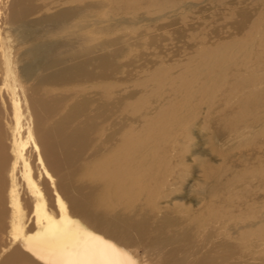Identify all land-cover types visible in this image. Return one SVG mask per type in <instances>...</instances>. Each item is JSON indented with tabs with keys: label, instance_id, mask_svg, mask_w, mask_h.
I'll use <instances>...</instances> for the list:
<instances>
[{
	"label": "bare ground",
	"instance_id": "1",
	"mask_svg": "<svg viewBox=\"0 0 264 264\" xmlns=\"http://www.w3.org/2000/svg\"><path fill=\"white\" fill-rule=\"evenodd\" d=\"M208 2L226 25L182 79L155 85L148 112L151 86L134 87L144 64H117L126 48L94 34L105 16L135 26L180 15L187 0H0V264H264V0ZM226 30L244 42L225 45ZM196 128L214 129L217 169L195 148ZM230 134L245 147L228 151ZM193 146L216 197L194 204L181 195L201 178L183 161ZM96 158L106 181L93 202L91 181H70Z\"/></svg>",
	"mask_w": 264,
	"mask_h": 264
},
{
	"label": "rangeland",
	"instance_id": "2",
	"mask_svg": "<svg viewBox=\"0 0 264 264\" xmlns=\"http://www.w3.org/2000/svg\"><path fill=\"white\" fill-rule=\"evenodd\" d=\"M187 1L189 2L190 7L188 9L181 10L182 12L180 13V15L178 13L177 16L158 17L154 19L153 22L149 23V22L144 21L143 23L139 25H135V26H132V24L129 23L130 21H126L125 24H121L119 21H117L118 20L117 17L109 19V18H106L105 16V24L101 25L102 28H105V31L103 33H100V32L98 33L97 31V34H94V35H98V37L101 35L100 40L105 41V43L107 41L117 40V43L121 44L113 48H110L109 51L115 50L120 47H124V49L126 48V54L123 57L119 54V56H117L116 59L114 60L117 64L122 63V62H131L133 60H135V62L133 61V63L136 66L144 64V68H146V71L144 73H140L137 76L138 81L134 85L136 89H143L145 85L151 86L150 92L148 91L145 94L147 96L144 98L145 102L142 104L143 105V107L141 108L142 111L151 112L152 110H154L153 104L151 105L150 103H146V101L150 100L151 98H156L158 90L155 87V85L167 83L168 87H172L174 83L178 82L177 80L182 79L181 76L183 75L181 71L188 67L189 62L196 57H199L201 55L204 56L207 49L212 47V46L206 47L204 45H198V44L202 42H211L212 44V42L216 41L215 40L216 27L220 25L222 26L228 21V17H225V15L222 12L221 14L220 13L218 14L216 11L217 8L216 9L212 8L209 5L208 0H187ZM251 12L252 14L254 13L253 14L254 16H256L253 21H256L259 14L257 15L256 12L254 11H251ZM95 17H97V19H102L103 15L99 14L98 16H95ZM173 21L176 23L172 25ZM150 28L151 30H149ZM229 36H230V33L228 32V30H226L225 33L221 36L227 42V44L225 45H228L229 42L230 43L238 42V44H240L241 42H244V38L242 39L235 38V39H232V42H231V40H229L230 38ZM150 38L155 39V44H154V41H152L154 46L148 47L147 44L149 43ZM251 38L252 37L250 36L248 39H251ZM224 39H222V41ZM105 47L107 48V46ZM140 52H143L146 54L145 60L148 59L149 62L147 63H144V61L138 62V59H136L135 57L137 54L139 55ZM260 62L261 61H259V64H261ZM149 69H151V71H148ZM118 77L120 76H115V78H118ZM108 84L111 86L113 90L118 89V86L115 80L113 81L110 80L108 82H105V100H107L106 92L108 91V88H107ZM76 87H79V86H70V85L65 86L63 92L66 94L73 92L74 88ZM87 90L89 89L87 88ZM58 91L60 90L58 89L54 90L55 93H58ZM54 92H51L49 94H52ZM145 95L141 94L138 96L136 100H128L125 103L126 105L133 106L135 103H138L137 101H140ZM242 95L243 94L241 93L236 97V99L234 98L232 104H234V101L237 102L240 99H242L243 98ZM115 96L116 95H113V97ZM90 97L93 98L96 96L91 94ZM203 97H207V95L204 94ZM245 97L246 96L244 94V98ZM213 99L214 97L209 96L207 100L212 101ZM92 108L94 109V107ZM201 114L202 115L199 116V120H203L205 118V115H204L205 112L203 109H202ZM57 116L58 115L55 114L54 116H52V118L43 122V125L41 124V128L44 127V129H46L51 123V121L58 118ZM245 116H248V115H245ZM212 123H213V120L211 124ZM194 132H195V136H193V139L195 143L194 144L195 148L196 149L201 148L204 150V152L209 153V155L205 154V156L202 158L204 159V161L209 162L212 168L217 169L218 166L217 164H215L217 163V159H218L217 156L220 153L222 154L223 150L221 149L220 144L218 147V144L214 142L215 141L214 129L208 128L207 131H198V129L196 128ZM104 135H105V132L102 131L101 132L102 139L105 138ZM234 138L235 137H232L231 134L228 135L226 138L227 145L225 148L229 147V149H227L228 151L229 150L236 151L238 150V147L240 145H242L240 148L245 147L244 144L246 142V139H240V138L234 139ZM213 144L214 145L216 144L218 152L213 151L212 149V146H214ZM92 148H93V145L89 148V151L86 154V157L89 156ZM189 149H192L193 151L191 153L190 152L186 153V157L188 159H185V158L183 159V161L185 160L186 171H189V170L194 171L192 173H195L196 175L199 174V177L201 178H199V181L197 182V186H195L194 184L193 188H191V184H193L192 181L195 182V180H193V177H189L187 179V182L184 183V185L181 188L182 197L186 199L188 203H193V204L196 203V200L199 197V195L200 197L208 196L209 199L210 198L215 199L216 198L214 197L215 192L214 190H208L209 186L207 187V190H203L202 188L204 184L202 183L203 175L202 173H198L195 171L194 167H197L198 164L192 161V159H195V158H192L193 157L192 153L194 152V146L189 147ZM89 161H90L89 163H87V161H83L79 164V166L77 167V173L75 174V176L72 177L70 182H74V184L78 185V183H80L83 180H85L86 183L91 181V185L95 188V190H97L94 192L92 196V200L94 202V200L99 196L100 190H104L103 188L104 185H101V184H103L106 181V175H105V172H103V174L98 173L99 164H100L99 159L96 158L92 161L91 160ZM101 165L103 166V170H105V161ZM207 178L205 179L206 181L208 180ZM208 182L210 184L211 180H209ZM218 207L216 208V210L218 209ZM95 209L98 210L97 207ZM230 219H231V216L229 215L227 217V221ZM224 227H225V230L229 233L228 223H226ZM192 240L194 241V239ZM263 254L262 256L264 257ZM5 257H6V254L0 255V263Z\"/></svg>",
	"mask_w": 264,
	"mask_h": 264
}]
</instances>
